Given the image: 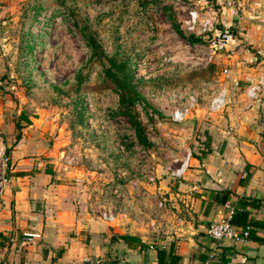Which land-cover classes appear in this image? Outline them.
Listing matches in <instances>:
<instances>
[{
	"label": "crops",
	"instance_id": "0c3cea01",
	"mask_svg": "<svg viewBox=\"0 0 264 264\" xmlns=\"http://www.w3.org/2000/svg\"><path fill=\"white\" fill-rule=\"evenodd\" d=\"M215 2L217 26L236 31L233 42L211 57L210 80L198 87L218 79L227 90L225 105L209 117L191 115L189 134L181 137L191 153L182 178L145 187L170 204L164 230L155 237L125 220L107 225L88 219L81 185L89 178L87 167L60 172L54 166L68 132L63 125L57 128L55 111L44 99L31 101L19 83L7 84H15L16 92L0 97V137L9 158L0 201V264H68L86 257L102 264H168L170 255L177 264H264L263 107L244 111L241 91L232 83L256 76L249 63L253 56L264 64V14L261 20L247 15L235 20L222 0ZM7 24L0 20V28ZM19 42L20 52L32 49L31 39L21 36ZM0 58V73L9 72L6 58ZM26 86L36 83L26 80ZM229 211L245 214L248 238L214 242L205 237V228ZM25 234L34 237L23 240Z\"/></svg>",
	"mask_w": 264,
	"mask_h": 264
},
{
	"label": "rangeland",
	"instance_id": "374dc122",
	"mask_svg": "<svg viewBox=\"0 0 264 264\" xmlns=\"http://www.w3.org/2000/svg\"><path fill=\"white\" fill-rule=\"evenodd\" d=\"M4 1L0 20L8 24L0 28V56L6 58L10 70L0 73V97L16 92L15 84H7L17 82L31 101L44 99L55 111L57 128L63 125L68 132L59 153L73 149L89 153L96 161L102 151L115 155L116 161L122 156L118 147L127 148L132 130L133 145H144L139 143L136 127L128 116L141 132L146 109L161 115L154 137L167 147V161L181 154L178 147L181 137L189 134L192 116L182 124H174L167 114L182 103L187 93L199 92L198 82L211 77L210 64H204L197 47L199 43L206 47L207 42L195 40L183 25L188 11L201 12L198 0ZM199 1L210 5L218 19L215 0ZM232 1L237 6L232 14L235 20L246 15L260 19L264 14V0ZM21 36L31 39L30 51L20 52ZM191 38L195 41H186ZM2 61L0 58L1 69ZM26 80L36 86L26 89ZM123 93L136 100L131 105L121 103ZM204 104L201 93L198 106L203 111H196V116L205 115ZM113 113L118 114L117 120L110 117ZM87 122H91L88 127ZM95 129L114 131L113 143L118 147L108 135H99V151ZM140 137L143 139L142 132ZM149 150L152 165L160 166L163 156L149 147L144 154ZM142 153L130 158L140 163ZM106 164L114 163L108 158ZM75 170L80 169L71 171ZM155 171L158 179L166 178L160 167ZM152 194L156 195V189Z\"/></svg>",
	"mask_w": 264,
	"mask_h": 264
},
{
	"label": "built area",
	"instance_id": "2783aa9c",
	"mask_svg": "<svg viewBox=\"0 0 264 264\" xmlns=\"http://www.w3.org/2000/svg\"><path fill=\"white\" fill-rule=\"evenodd\" d=\"M222 3L234 14V2L232 0H222ZM199 11H188L187 17L183 21V25L188 32H192L194 36L202 42H207L206 48L198 47V52L202 54V59L205 63H209L211 57L233 42L234 35L231 27L217 26V18L211 9L210 5L204 3ZM200 44V43H199ZM198 44V45H199ZM199 59V58H198ZM249 63L255 67L256 76L245 77L241 82L239 80L232 81L233 86L240 89L242 94V109L247 111L255 104H260L263 107L264 113V64L259 61L258 54L253 56ZM199 92L187 93L182 98V103L174 107L168 114V120L174 124H182L198 109V100L201 98V93H204L205 98V115L218 114L222 111L225 105L227 90L223 84L214 78L212 82H201L199 84ZM140 103H136L138 105ZM139 106H142L139 105ZM143 107V106H142ZM145 123L141 125L144 145L135 147V132L132 130V135L128 136L126 144L127 148L118 147L113 143L114 131L99 129L97 131L95 144L101 151V139L99 135H108L112 139V143L122 156L117 157L110 153L100 152L96 161L89 153H78L75 150H66L58 153L54 166L60 172L73 170L74 168L87 167L89 178L87 181H81L86 193V208L85 214L88 219L99 221L107 225H115L121 220H125L132 224L133 228L143 227L150 236L155 237L164 230V221L170 213L169 201L163 198H158L156 195L149 193L145 187H156L158 179L155 169L160 167L163 174L169 181H177L182 178L188 168V161L191 153L187 146L181 141L179 150L181 154L172 156L167 161L165 156L167 147L161 144L156 137L155 128L161 125L162 119L160 114H155L151 110L145 109ZM116 113L110 115L112 119L117 120ZM85 124V123H84ZM91 122L86 123L88 127ZM89 129V128H88ZM131 130V129H130ZM87 132V131H86ZM130 131L128 132V134ZM168 138V137H167ZM132 143V144H131ZM149 147L158 152L163 157H160V166L152 165V153L149 150L148 154L145 149ZM143 150V151H142ZM143 152V153H142ZM117 153V152H116ZM136 153H142L140 163H137L134 156ZM127 155V157H126ZM135 157V156H134ZM111 159L113 165L106 164L107 159ZM8 155L0 137V201L4 187L7 184L6 169L8 165ZM126 171V172H124ZM232 211H229L222 219L210 223L204 230V235L214 242L223 241H239L248 238L249 227L245 226L238 228L233 225ZM177 224L182 222V219H175ZM33 235H23V240L33 238ZM68 264H102L99 258H82L78 261H71Z\"/></svg>",
	"mask_w": 264,
	"mask_h": 264
},
{
	"label": "trees",
	"instance_id": "16d2710c",
	"mask_svg": "<svg viewBox=\"0 0 264 264\" xmlns=\"http://www.w3.org/2000/svg\"><path fill=\"white\" fill-rule=\"evenodd\" d=\"M195 40L198 41V39H196V38H195ZM195 40L193 38H191V39H187L186 41L187 42H193ZM127 86H128V83H127ZM122 88H123V91H125L126 86H124ZM127 89H128V87H127ZM133 100H136V97L135 96L134 97H130L129 95H126L124 93L121 96V103H124V104H127V105H131L132 102H133ZM128 118H129V120H131V123L134 125V127H136V130H137V133L136 134H137V138L139 140V143L144 144V140L140 137L141 136V132L139 130L140 128H139L138 124H136L132 120V118L130 116H128ZM237 215H239V214H233L232 215V220H231L232 224H235V225H241V224H243V226H246V224L243 223V221H244L243 218L245 217V214L244 213H241L239 216L241 217L242 220L239 219L238 221H236V220H234V216L236 217ZM177 261H178V258L177 257H174V256H171L170 255L168 264H177Z\"/></svg>",
	"mask_w": 264,
	"mask_h": 264
},
{
	"label": "water",
	"instance_id": "95a60500",
	"mask_svg": "<svg viewBox=\"0 0 264 264\" xmlns=\"http://www.w3.org/2000/svg\"><path fill=\"white\" fill-rule=\"evenodd\" d=\"M193 131H194V126L192 125V133H193Z\"/></svg>",
	"mask_w": 264,
	"mask_h": 264
}]
</instances>
